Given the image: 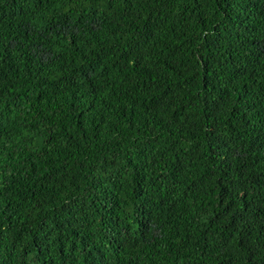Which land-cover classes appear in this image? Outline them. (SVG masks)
<instances>
[{
	"label": "trees",
	"instance_id": "trees-1",
	"mask_svg": "<svg viewBox=\"0 0 264 264\" xmlns=\"http://www.w3.org/2000/svg\"><path fill=\"white\" fill-rule=\"evenodd\" d=\"M0 264H264V0H0Z\"/></svg>",
	"mask_w": 264,
	"mask_h": 264
}]
</instances>
